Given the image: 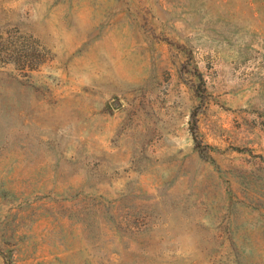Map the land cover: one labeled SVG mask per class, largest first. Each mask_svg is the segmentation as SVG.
<instances>
[{
  "label": "rangeland",
  "instance_id": "1",
  "mask_svg": "<svg viewBox=\"0 0 264 264\" xmlns=\"http://www.w3.org/2000/svg\"><path fill=\"white\" fill-rule=\"evenodd\" d=\"M0 264H264V0H0Z\"/></svg>",
  "mask_w": 264,
  "mask_h": 264
}]
</instances>
